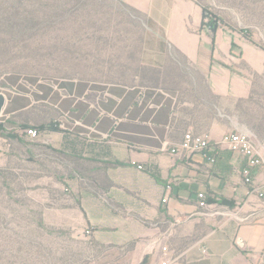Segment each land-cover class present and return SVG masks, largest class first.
<instances>
[{
    "label": "crops",
    "instance_id": "1",
    "mask_svg": "<svg viewBox=\"0 0 264 264\" xmlns=\"http://www.w3.org/2000/svg\"><path fill=\"white\" fill-rule=\"evenodd\" d=\"M193 47L198 75L177 88L76 82L39 101L29 94L7 115L38 103L52 113L44 125L58 129L36 147L64 160V180L78 185V209L95 229L85 264H158L164 246L172 264H264V196L255 192L264 193V170L250 168L246 184V158L220 144L247 129L264 146V47L217 35ZM168 57L151 66L164 69ZM246 112L255 127L240 123ZM188 133L208 138L215 163L179 150Z\"/></svg>",
    "mask_w": 264,
    "mask_h": 264
},
{
    "label": "rangeland",
    "instance_id": "2",
    "mask_svg": "<svg viewBox=\"0 0 264 264\" xmlns=\"http://www.w3.org/2000/svg\"><path fill=\"white\" fill-rule=\"evenodd\" d=\"M216 35L264 47V0H0V264H85L92 255L78 185L64 180V160L36 147L52 113L38 103L8 117L25 96L39 101L76 82L177 88L198 75L186 50ZM167 53L164 69L151 66ZM255 114L240 123L255 127Z\"/></svg>",
    "mask_w": 264,
    "mask_h": 264
},
{
    "label": "built area",
    "instance_id": "3",
    "mask_svg": "<svg viewBox=\"0 0 264 264\" xmlns=\"http://www.w3.org/2000/svg\"><path fill=\"white\" fill-rule=\"evenodd\" d=\"M25 134L33 140L40 135L36 129L25 130ZM220 144L233 152L242 154L246 158L248 168L243 170L242 175L246 184H253L250 168H261L264 170V146L257 143L255 136L251 132L245 131H235L224 135ZM211 145L207 137L188 133L180 144L179 150L188 153H202L211 163H215L216 158L213 155L209 156L207 153L212 148ZM173 152H176V150H173ZM255 192L260 197L264 196L262 188H257ZM199 199L202 208L208 207L205 194H200ZM169 253L168 246L162 247V257L158 264H172Z\"/></svg>",
    "mask_w": 264,
    "mask_h": 264
},
{
    "label": "water",
    "instance_id": "4",
    "mask_svg": "<svg viewBox=\"0 0 264 264\" xmlns=\"http://www.w3.org/2000/svg\"><path fill=\"white\" fill-rule=\"evenodd\" d=\"M5 106H6V97L4 95H0V116L3 113Z\"/></svg>",
    "mask_w": 264,
    "mask_h": 264
},
{
    "label": "trees",
    "instance_id": "5",
    "mask_svg": "<svg viewBox=\"0 0 264 264\" xmlns=\"http://www.w3.org/2000/svg\"><path fill=\"white\" fill-rule=\"evenodd\" d=\"M214 32H216L215 29H214ZM40 129H41V130H47V129H49V130H51V131H57L58 128H56L54 125H50V126H48V127L41 126Z\"/></svg>",
    "mask_w": 264,
    "mask_h": 264
}]
</instances>
